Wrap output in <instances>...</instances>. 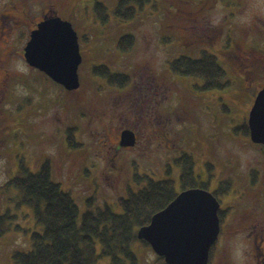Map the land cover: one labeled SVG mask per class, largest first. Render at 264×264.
<instances>
[{
	"label": "rangeland",
	"instance_id": "obj_1",
	"mask_svg": "<svg viewBox=\"0 0 264 264\" xmlns=\"http://www.w3.org/2000/svg\"><path fill=\"white\" fill-rule=\"evenodd\" d=\"M119 1L0 0V216L10 215V230L0 236V264H16L14 253L31 251L32 233L44 231L17 189H1L21 164L33 173L49 165L53 180L77 203L81 222L88 200L93 211L107 205L121 214L120 199L129 188L138 192L144 185L136 180L144 176L173 180L181 192L175 160L186 153L226 210L219 212L222 232L208 264H264L258 250L264 237L253 232L258 223L264 229V154L244 129L264 86V0H207L199 8L196 0H144L142 10ZM96 3L106 9L105 24L96 17ZM136 8L132 19L119 13ZM44 12L88 37L80 42L78 89L63 91L24 58ZM125 36L134 39L132 49L129 41L121 48ZM235 47L237 59L226 56ZM198 49L203 60L209 52L217 56L229 87L203 91L199 81L184 83L167 68L176 59L198 61ZM95 66L103 67L102 78L93 74ZM115 78L134 87L123 95L106 93L102 87ZM126 129L136 132L137 143L117 152ZM131 247L138 264L159 263L151 247L139 241ZM103 249L97 241V253ZM119 263L102 257L97 264Z\"/></svg>",
	"mask_w": 264,
	"mask_h": 264
},
{
	"label": "trees",
	"instance_id": "obj_2",
	"mask_svg": "<svg viewBox=\"0 0 264 264\" xmlns=\"http://www.w3.org/2000/svg\"><path fill=\"white\" fill-rule=\"evenodd\" d=\"M129 1L120 0V6ZM132 2L141 10L145 5L144 0H131V4ZM95 11L96 17L102 24H105L107 16L104 6L96 3ZM129 12L130 15L128 12L119 13L123 17L132 19L137 13V8L134 13L133 10ZM127 41L130 44L127 50L132 49L134 39L126 36L120 41L121 48L123 49ZM207 54L204 57L206 59L200 61H191L188 58L176 59L170 64L171 69L176 75L193 76L205 81L206 85L201 89L203 91L229 87L228 81L224 82L227 76L225 68L219 63L217 57ZM102 69L103 67L95 66L93 74L102 78ZM116 79H113V85L124 84V78ZM244 125L245 134L247 138H250L248 125L245 122ZM253 145L261 148L264 154L263 145ZM175 162L182 171L181 191L191 188L207 189L204 181L193 171L192 164L195 163L191 155L186 153ZM254 176L255 174L252 173V178ZM136 181L137 184L144 186L139 187L138 192H133L129 188L128 196L120 199L119 202L122 208L121 214L115 213L107 205L104 209L93 211L91 201L88 200L87 210L79 222L81 213L77 203L68 192L63 190L60 183L53 180L49 165L44 164L37 173H33L21 164L20 173L1 189L10 187L17 189L22 201L34 207L36 221L43 225L44 231L43 233H32L31 251L15 252L13 255L15 263L97 264L102 257H112L113 262L116 263L123 264V260H127L129 264H138V258L131 246L135 241H139L151 247L147 242L138 238L139 230L147 226L156 213L165 209L177 197L179 191L176 190L175 182L170 179L157 181L144 176L143 179ZM8 220H10L9 214L0 216V236L10 230L9 225L5 226ZM97 241L104 248L99 254L96 251ZM112 245L115 247L111 248ZM120 255L125 258L122 259ZM158 260V264H166L164 258L158 256Z\"/></svg>",
	"mask_w": 264,
	"mask_h": 264
},
{
	"label": "water",
	"instance_id": "obj_3",
	"mask_svg": "<svg viewBox=\"0 0 264 264\" xmlns=\"http://www.w3.org/2000/svg\"><path fill=\"white\" fill-rule=\"evenodd\" d=\"M24 58L30 67L66 90L79 88L82 56L78 34L70 21L54 14L40 22L30 34ZM248 127L252 142L264 145V88L250 111ZM135 143L134 133H122V147H133ZM219 211L220 202L210 191L184 190L139 230L138 238L147 242L166 264H208L221 232Z\"/></svg>",
	"mask_w": 264,
	"mask_h": 264
},
{
	"label": "flooded vegetation",
	"instance_id": "obj_4",
	"mask_svg": "<svg viewBox=\"0 0 264 264\" xmlns=\"http://www.w3.org/2000/svg\"><path fill=\"white\" fill-rule=\"evenodd\" d=\"M197 1V4H195V7H202L205 3H206V1L207 0H196ZM46 18H51V16H47L46 15V12H44L43 13V16L40 18V20L38 21V22H36V23H34V28L33 29H31V31H30V33L33 31V30H35V29H37V27H38V24L40 23V22H42L44 19H46ZM228 38H230L229 40H228V47L230 48V50H228V51H231V49L233 48V46H232V38L229 36ZM30 40V35H29V39H28V41ZM78 41H79V46H80V53H81V56H82V60H83V55H82V51H81V45H80V42L81 41H88V37L86 36L85 38H80L79 36H78ZM203 49H206V48H203ZM240 48H238V47H235V49H234V51H233V53L232 52H230V53H228L226 56H229V57H232V58H235V59H237V57H238V50H239ZM207 52H208V50H207ZM210 53V52H209ZM223 53H227V51H224ZM212 54V53H211ZM212 55H214V54H212ZM217 57V56H216ZM225 58V57H224ZM197 60L198 61H200V60H203L202 59V49H198V58H197ZM225 60V59H224ZM172 61H169L168 62V67L167 68H169L170 70H172L171 69V66L169 65L170 63H171ZM227 62V61H226ZM223 67V66H222ZM111 69H109L108 71H110ZM171 72H173V71H171ZM105 76V75H104ZM175 76H179L180 78V80L181 81H183L184 83H186V81H185V78H191V79H195V80H197V81H199L200 83H202V86H205L206 85V82L205 81H203L202 79H199V78H196V77H193V76H182V75H175ZM106 79V78H105ZM60 89L61 88H63V91H66V89L63 87V86H61V85H59V84H56ZM134 86H133V83L130 85V86H128V85H124V86H116V85H113L111 82H107L106 83V85H104L102 88H103V90L107 93L108 91H113V93L114 94H117V95H123L124 93H125V91H127V88H128V90H130L131 88H133ZM263 88H264V86H263ZM212 91H214V90H212ZM106 93H104V95H106ZM257 94H258V92L257 93H255V96H254V98H253V101H252V105H251V108H252V106H253V104H254V102H255V99H256V96H257ZM251 110V109H250ZM249 114H250V111H249ZM249 114H248V118H249ZM125 131H131L132 133H134L135 134V136L137 137V135H136V132L134 131V130H132V129H126V130H123V131H121L120 132V134H119V137H118V140L116 141V143H115V147H114V149L118 152V151H121V150H130V149H132V148H134L135 147V145H134V147H122L121 145H120V142H121V137H122V133L123 132H125ZM136 143H137V140H136ZM199 177V176H198ZM205 182V181H204ZM213 193V192H212ZM220 196V195H219ZM217 199L219 200V202H220V214H222L223 212H225L226 210L223 208V201H221L220 199H221V197L219 198L218 196H217ZM222 216H223V214H222ZM220 221H221V219H220ZM221 223V222H220ZM221 227H222V224H221ZM221 232H222V230H221ZM253 232H255V234L256 235H258V237L261 235V236H263L264 237V229H260V223H258V224H255L254 225V228H253ZM263 240V239H262ZM262 240H260V247H259V249L258 250H260L261 251V249L264 251V243L263 244H261V242H262ZM255 264H260V262L258 261V262H256Z\"/></svg>",
	"mask_w": 264,
	"mask_h": 264
}]
</instances>
